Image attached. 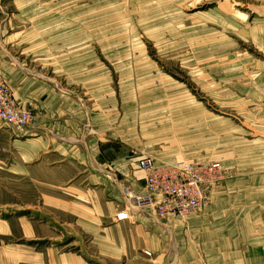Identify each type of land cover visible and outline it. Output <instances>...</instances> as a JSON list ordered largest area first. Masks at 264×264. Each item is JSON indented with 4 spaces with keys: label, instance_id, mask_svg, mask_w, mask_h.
Returning a JSON list of instances; mask_svg holds the SVG:
<instances>
[{
    "label": "rangeland",
    "instance_id": "obj_1",
    "mask_svg": "<svg viewBox=\"0 0 264 264\" xmlns=\"http://www.w3.org/2000/svg\"><path fill=\"white\" fill-rule=\"evenodd\" d=\"M263 30L264 0H0V74L13 67L99 112L106 105L115 131L130 125L134 152L159 166L246 176L228 168L253 160L259 131L234 84L264 75ZM91 87L107 93L92 100ZM13 158L0 128V264L54 247L23 239L35 217L20 209L30 183L16 185Z\"/></svg>",
    "mask_w": 264,
    "mask_h": 264
},
{
    "label": "crops",
    "instance_id": "obj_2",
    "mask_svg": "<svg viewBox=\"0 0 264 264\" xmlns=\"http://www.w3.org/2000/svg\"><path fill=\"white\" fill-rule=\"evenodd\" d=\"M261 37L264 52V30ZM6 70L18 103L34 118L25 131L0 124L12 139L16 185L30 183L25 194L32 202L20 209L35 225H21L23 239L54 241L30 260L21 255V264H264V75L234 84V97L249 107L259 134L253 160L228 170L249 172L228 173L208 206L187 221H163L151 208L133 211L123 191L145 194L130 125L118 134L106 105L99 112L90 98L82 103L42 78ZM103 93L93 87L91 99ZM120 212L131 221H116Z\"/></svg>",
    "mask_w": 264,
    "mask_h": 264
},
{
    "label": "built area",
    "instance_id": "obj_3",
    "mask_svg": "<svg viewBox=\"0 0 264 264\" xmlns=\"http://www.w3.org/2000/svg\"><path fill=\"white\" fill-rule=\"evenodd\" d=\"M34 122L28 109L17 102L12 88L0 74V124L25 131ZM139 168L146 175L145 194L132 196L124 189L132 210L151 208L160 220H183L208 206L211 196L222 187L228 174L216 164L157 165L150 157H140ZM126 212H120L116 221H131ZM148 259L151 253L144 254Z\"/></svg>",
    "mask_w": 264,
    "mask_h": 264
},
{
    "label": "bare ground",
    "instance_id": "obj_4",
    "mask_svg": "<svg viewBox=\"0 0 264 264\" xmlns=\"http://www.w3.org/2000/svg\"><path fill=\"white\" fill-rule=\"evenodd\" d=\"M223 7H227L228 9H230L231 11L233 10V7H230V6H228L227 4H224V5H222ZM234 15H236L237 17H239L241 20H245V17L242 15V14H240L239 12H235V14Z\"/></svg>",
    "mask_w": 264,
    "mask_h": 264
}]
</instances>
